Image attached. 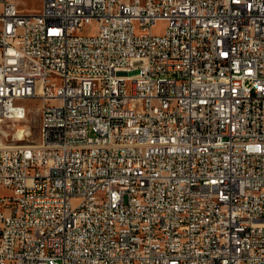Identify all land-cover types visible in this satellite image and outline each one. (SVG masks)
Returning <instances> with one entry per match:
<instances>
[{
  "label": "built area",
  "instance_id": "obj_1",
  "mask_svg": "<svg viewBox=\"0 0 264 264\" xmlns=\"http://www.w3.org/2000/svg\"><path fill=\"white\" fill-rule=\"evenodd\" d=\"M0 6V264H264V0Z\"/></svg>",
  "mask_w": 264,
  "mask_h": 264
},
{
  "label": "rangeland",
  "instance_id": "obj_2",
  "mask_svg": "<svg viewBox=\"0 0 264 264\" xmlns=\"http://www.w3.org/2000/svg\"><path fill=\"white\" fill-rule=\"evenodd\" d=\"M19 6L20 11L25 13H40L42 11L44 0H15ZM2 7L0 6V12ZM94 24L86 27L87 32L93 31ZM166 28L165 23L158 24L154 32L162 34ZM28 112L24 119L20 121H3L0 122V147L27 145L36 143L39 140L40 134V104L38 102L30 101L27 104ZM27 126V127H26ZM20 129L26 130L22 139L17 135ZM30 131V135L28 132Z\"/></svg>",
  "mask_w": 264,
  "mask_h": 264
},
{
  "label": "bare ground",
  "instance_id": "obj_3",
  "mask_svg": "<svg viewBox=\"0 0 264 264\" xmlns=\"http://www.w3.org/2000/svg\"><path fill=\"white\" fill-rule=\"evenodd\" d=\"M27 127V126H26ZM26 130L20 129L17 133V135L19 136L20 140L22 139V137L24 136V134L26 133ZM30 131L28 132V135H30Z\"/></svg>",
  "mask_w": 264,
  "mask_h": 264
}]
</instances>
